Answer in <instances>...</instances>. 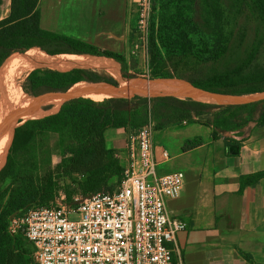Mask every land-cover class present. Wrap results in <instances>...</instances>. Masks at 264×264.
Listing matches in <instances>:
<instances>
[{
  "label": "trees",
  "instance_id": "16d2710c",
  "mask_svg": "<svg viewBox=\"0 0 264 264\" xmlns=\"http://www.w3.org/2000/svg\"><path fill=\"white\" fill-rule=\"evenodd\" d=\"M39 3L12 0L10 16L0 22V69L25 57L63 54L96 56L119 70V63L126 65L119 54L43 31ZM263 54L264 0H157L148 73L132 76L191 78L206 88L251 95L264 90V74L249 76ZM104 80L115 81L92 69L38 68L27 74L22 87L26 94L36 96ZM150 119L157 132L183 123L210 127L213 138L225 137L229 147L264 127V111L171 94L98 101L80 98L63 104L56 114L25 121L17 129L7 162L13 187L0 207V264H37L35 248L23 230H11L13 221L28 209L55 204L62 194L67 204L76 206L77 198L114 191L121 183L124 165L116 157L120 151L109 146L107 133L123 129L129 135ZM9 140L4 144L5 160ZM55 156L61 157L58 164L53 163ZM262 179L264 171L242 177V190L256 187Z\"/></svg>",
  "mask_w": 264,
  "mask_h": 264
},
{
  "label": "crops",
  "instance_id": "0c3cea01",
  "mask_svg": "<svg viewBox=\"0 0 264 264\" xmlns=\"http://www.w3.org/2000/svg\"><path fill=\"white\" fill-rule=\"evenodd\" d=\"M11 6L12 0H0V22L10 16ZM39 10L41 28L47 33L119 54L126 63L134 54L135 0H40ZM64 55L70 54L58 56ZM205 127L207 140L201 124L165 129L180 145L195 141L168 161L156 143L159 173L186 175L180 198L167 202L171 215L188 225L177 237L174 264H264V179L244 190L240 181L264 171V127L238 145V155L230 154L225 137L214 139L213 130ZM126 138L123 129L107 133L115 150L124 149ZM59 162L60 156L53 157L54 164Z\"/></svg>",
  "mask_w": 264,
  "mask_h": 264
},
{
  "label": "built area",
  "instance_id": "2783aa9c",
  "mask_svg": "<svg viewBox=\"0 0 264 264\" xmlns=\"http://www.w3.org/2000/svg\"><path fill=\"white\" fill-rule=\"evenodd\" d=\"M135 4L139 39L134 49L149 60L157 0ZM156 133L150 119L127 134L124 149L116 154L124 172L114 191L77 198L76 206L62 194L55 204L34 206L13 221L11 230L22 229L33 244L37 264H174L177 237L188 225L171 215L167 202L180 198L186 175L159 173ZM162 158L171 159L166 149Z\"/></svg>",
  "mask_w": 264,
  "mask_h": 264
},
{
  "label": "water",
  "instance_id": "95a60500",
  "mask_svg": "<svg viewBox=\"0 0 264 264\" xmlns=\"http://www.w3.org/2000/svg\"><path fill=\"white\" fill-rule=\"evenodd\" d=\"M84 84L83 88H76L77 85ZM65 91H46L36 96H30L27 100L17 104L11 111V121L13 126V135L10 139L9 147L11 149L14 139L17 134V129L29 119L26 118L25 113L36 103H50L53 106L55 103L65 104L67 102L80 99L89 98L91 95L103 94H122L135 92V96H145L154 98L161 94H152L151 88L153 86H166L167 88H179L180 97L182 99L196 98L210 99L213 104H218L226 107H235L247 110L264 111V90L258 91L251 95H237L228 93L220 89L206 88L191 78H160L153 79L149 75L146 76H131L115 81H99V82H82ZM143 92L144 94H139ZM125 98V97H114ZM130 98V97H126ZM61 105V107H62ZM60 107V109H61ZM59 109V110H60ZM59 112V111H58ZM56 114V113H55ZM48 116V115H47ZM230 154L238 155L240 148L238 145L230 146ZM8 161L2 159L0 164V173L2 178V185L0 189V207L7 200L8 195L13 187V172L8 166ZM14 217L11 218L13 220Z\"/></svg>",
  "mask_w": 264,
  "mask_h": 264
},
{
  "label": "rangeland",
  "instance_id": "374dc122",
  "mask_svg": "<svg viewBox=\"0 0 264 264\" xmlns=\"http://www.w3.org/2000/svg\"><path fill=\"white\" fill-rule=\"evenodd\" d=\"M78 12H81V11H78ZM138 39H139V37L137 36L136 43H138ZM49 46L53 47L54 45L50 44ZM134 51H136V49H134ZM53 57H56V58L51 59V62L49 64H47L46 66L41 67V68H50V69H54V70H58V71H68V70H71L73 67H80L82 69H92V70L98 71L100 74L104 75L105 77H109V78H113V79L118 80V77L116 75H114L113 72H112V74H109L106 71L98 70L99 68H105V69L110 68V69L115 70V68L112 64H110L109 62H107V61H105L99 57L91 56V55H64V56H53ZM28 58L29 57H25L22 59H28ZM79 58H82V59L79 60ZM148 62H149L148 57L145 55L144 51H142V50H138V51H136V54L129 56L128 62L126 63L125 66H123L121 63L118 62L121 66L120 70H121L122 78H126L125 76L135 75L136 73L137 74L148 73ZM13 63H10V64L6 65L4 68L0 69V72L2 70H4L7 66H9ZM85 66H87V67H85ZM35 69H38V68H35ZM28 73L29 72H27L26 74H23V75L10 74V75H7L3 78L0 77V105H1V103L5 102V101H9V102L14 103V104H11L9 106V109L4 113L3 118L0 119V134L5 131L4 134L1 135V141L2 142L7 141L9 138L11 139V137L13 135L11 111L14 109V107L17 104L27 100V98L30 97L28 94H26L24 92L23 87H22L23 82H24ZM262 74H264V54H263L262 58L260 59V61L258 62L257 66L254 67L253 73H249V76H250V78H255V77L257 78L258 75H262ZM189 75L192 76L193 73L191 72ZM160 94L161 95H170V94L174 95V93H160ZM133 97H135V96H133ZM133 97H130V98H133ZM142 97H145V96L142 95ZM51 105L52 104H50V103H36V104H34L30 109H28L26 111V113H25L26 118H24V119H29L28 118L29 115L42 112L46 109H52V107L55 106L56 103L53 106H51ZM52 114H55V113H53V112L49 113V115H52ZM191 125H193V124H191ZM202 129H203L202 136L205 140H207L208 136L205 134L207 131L206 130L207 128L204 126V128H202ZM164 131H165V129L159 130L156 133V136H155L156 137V143H157V145L166 149L172 158L178 156V154L183 153L184 150L186 149V147L195 144L194 139H192V142L190 144L188 142H186V143H183L180 145L178 140L172 138L171 136L166 134L167 132L165 133ZM119 151H122V150H119ZM9 156H10V147L8 149V152H7V159H6L7 161L9 159ZM1 185H2V181H0V189H1ZM22 217H20V218H22ZM20 218H18V219H20ZM18 219H16V220H18ZM71 219L75 220L76 217L73 216V217H71Z\"/></svg>",
  "mask_w": 264,
  "mask_h": 264
},
{
  "label": "bare ground",
  "instance_id": "6f19581e",
  "mask_svg": "<svg viewBox=\"0 0 264 264\" xmlns=\"http://www.w3.org/2000/svg\"><path fill=\"white\" fill-rule=\"evenodd\" d=\"M53 58H56V57H49V58H44V59H36V58L20 59V60L14 62L13 64L7 66L4 70H2L0 72V77L3 78V77H5L7 75H10V74H17V75L26 74L27 72H30L31 70H33L35 68H41V67L46 66L47 64H49L51 62V59H53ZM80 59H82V58H79V60ZM85 67H87V66H85ZM114 68H115V70L110 69V68H107L108 70L105 69V68H99L98 70L106 71L109 74H112V72H113V74L118 77V80H121V78H122L121 71L118 68H116V67H114ZM83 87H85L84 84L76 86V88H83ZM151 91H152V94L174 93V95H177V96H180V97H185L183 95H180L179 88L174 89V88H167L166 86H153L151 88ZM139 94H144V93L143 92H139ZM135 95H136L135 92H132V93H127L126 92V93H122V94H118V95L99 93V94L91 95V96H89V98L98 101V100H102L104 98H110V97H125L126 98V97H133ZM196 101L204 102V103H213L212 100L203 99V98H196ZM11 104H14V103L9 102V101H5V102L1 103V105H0V119L3 118L4 113L9 109V106ZM61 105H62V103L58 102V103H56L55 106L52 107V109H46V110H44L42 112L29 115L28 118L29 119H39V118H43V117L49 115V113H52V112L53 113H58ZM4 132L0 134V164H1V161H2L3 155H4V144H5V141H3V142L1 141V135L4 134Z\"/></svg>",
  "mask_w": 264,
  "mask_h": 264
},
{
  "label": "flooded vegetation",
  "instance_id": "af4514ba",
  "mask_svg": "<svg viewBox=\"0 0 264 264\" xmlns=\"http://www.w3.org/2000/svg\"><path fill=\"white\" fill-rule=\"evenodd\" d=\"M102 75V74H101ZM104 78H108V77H105L104 75H102Z\"/></svg>",
  "mask_w": 264,
  "mask_h": 264
}]
</instances>
